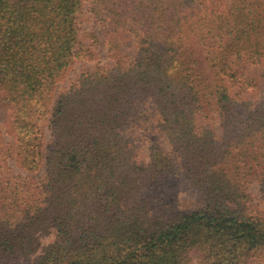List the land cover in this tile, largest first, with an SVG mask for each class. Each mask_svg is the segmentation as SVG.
Listing matches in <instances>:
<instances>
[{"label": "trees", "instance_id": "1", "mask_svg": "<svg viewBox=\"0 0 264 264\" xmlns=\"http://www.w3.org/2000/svg\"><path fill=\"white\" fill-rule=\"evenodd\" d=\"M82 5L0 0V105L13 137L0 130V264L36 252L50 228L31 264H191L192 250L209 264L264 262V213L246 205L252 181L264 194V95L247 74L264 60V0H90L113 60L49 105L81 53ZM10 159L44 173L22 178ZM168 173L200 192V208L156 207Z\"/></svg>", "mask_w": 264, "mask_h": 264}, {"label": "rangeland", "instance_id": "2", "mask_svg": "<svg viewBox=\"0 0 264 264\" xmlns=\"http://www.w3.org/2000/svg\"><path fill=\"white\" fill-rule=\"evenodd\" d=\"M226 1V0H224ZM90 0H83V5L80 13L78 14V31H79V45L81 53L72 64L60 75L56 80L53 90L50 93L49 105H53L58 95L70 86L75 84L79 79V76L91 72L96 66H100L103 63H111L112 55L109 52L110 33L106 31L104 24L95 20L89 11ZM215 2V1H214ZM121 51L131 57L134 53V49L131 40L125 41L121 46ZM247 74L256 79L258 88L253 95H264V60L257 65H251L247 69ZM7 112L3 106L0 105V130L3 133L4 140L8 143L13 142V137L7 132L6 128ZM44 131V144H49L51 141V133L47 128V120L40 119ZM139 134V133H138ZM150 135L141 138V144L138 147L140 157L143 161H147V153L150 145L152 144L155 133L149 132ZM161 146L165 151L170 150L169 144L164 139L158 138ZM9 165L12 168L14 174H18L22 178L25 177H40L44 173L43 166H40L37 171H28L22 169L15 162L14 159L9 160ZM158 189L156 197L159 202L156 203V207H167L173 211L179 213H185L188 210H195L202 206V197L199 191L191 186L190 182L182 174L174 176L172 173L163 176L158 180ZM247 203L246 205L252 209V213H264V194L261 191V187L258 182L252 181L246 188ZM56 232L53 229L41 232L39 234V247L38 250L27 256H19L17 258H3L5 264H31L35 261L36 257L41 254L42 249L46 248L55 239ZM191 264H209L204 255L198 250H192L190 252ZM257 264H264L257 263Z\"/></svg>", "mask_w": 264, "mask_h": 264}]
</instances>
